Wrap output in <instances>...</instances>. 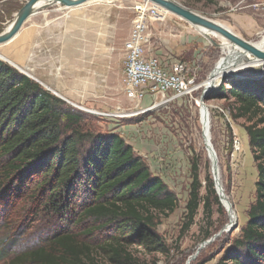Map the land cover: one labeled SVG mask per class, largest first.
I'll use <instances>...</instances> for the list:
<instances>
[{
    "label": "rangeland",
    "instance_id": "obj_1",
    "mask_svg": "<svg viewBox=\"0 0 264 264\" xmlns=\"http://www.w3.org/2000/svg\"><path fill=\"white\" fill-rule=\"evenodd\" d=\"M26 1L0 0V34ZM140 1L103 0L73 9L59 5L41 8L23 24L17 40L0 45L4 56L0 60L92 117L100 133L120 137L177 198L174 212L157 227L166 247L164 253L133 247L128 249L130 260L114 262L95 254L96 264H218L246 225L257 182L246 122L234 119V99L218 96L219 89L225 78H260L263 72L256 75L253 69H245L218 78L204 93L209 74L225 50L214 47L184 20L149 3L158 16L147 20V56L156 58L169 72L175 63H185L202 89L177 99L169 94L164 99L147 96L142 102L129 100L122 85L124 43L132 33ZM170 1L250 43H258L264 35V10L258 6L263 0ZM211 40L217 45L224 42L219 36H211ZM224 87L229 88L228 83ZM198 103L209 112L210 140L221 170L222 190L237 224L231 233H222L200 251L203 242L226 228L229 216L215 189L213 194L207 190L208 183H213L212 163L204 147ZM193 166L201 188L199 206L190 218L186 208ZM17 195L15 189L8 197L0 194V254H9L0 264H8L59 226L28 209L25 195L20 201L15 199Z\"/></svg>",
    "mask_w": 264,
    "mask_h": 264
},
{
    "label": "trees",
    "instance_id": "obj_2",
    "mask_svg": "<svg viewBox=\"0 0 264 264\" xmlns=\"http://www.w3.org/2000/svg\"><path fill=\"white\" fill-rule=\"evenodd\" d=\"M219 90L234 99V119L246 122L257 182L246 225L218 264H264V71L225 78ZM94 122L0 60V194L17 190L16 200L25 195L28 209L59 224L8 264H96L95 254L127 261L133 247L165 252L157 227L176 209V196L129 145ZM192 174L190 218L201 188L196 166ZM207 188L215 192L212 182Z\"/></svg>",
    "mask_w": 264,
    "mask_h": 264
},
{
    "label": "water",
    "instance_id": "obj_3",
    "mask_svg": "<svg viewBox=\"0 0 264 264\" xmlns=\"http://www.w3.org/2000/svg\"><path fill=\"white\" fill-rule=\"evenodd\" d=\"M41 0H28L25 5L20 9L16 14L13 25L9 31L3 32L0 34V45L6 44L11 39L17 35L23 24L31 16L36 14V12L41 8H48L55 5L61 6L62 9H73L81 7L91 0H44L43 6H37ZM147 1L164 11L184 20L192 27L199 30V33L208 40L214 47L226 49L224 57L220 58L216 63L214 69L209 74L208 80H213L214 77L224 78L228 76H235L238 72L245 69H253L256 72V75H259L264 71V51L258 48L255 44L245 41L244 39L239 38L237 35L231 32L227 27L213 22L205 17H202L188 9L181 7L180 5L172 2L170 0H144ZM201 31V32H200ZM204 31V32H203ZM211 36H219L228 44L217 45L211 40ZM213 86L205 88V92H209ZM53 94L59 97L56 93ZM209 120L206 117L202 128V138L204 140V147L209 158L213 159L212 167L216 173L217 171V156L213 149L212 144L210 143V132H209ZM214 189L220 200V203L224 207L222 200L226 201L228 208H224L230 217V214L233 218L229 219V224L223 229L219 234H216L210 240L203 242L198 251L206 247L208 244L213 242L218 238L222 233L227 232L231 233L234 228H236V216L232 209V205L227 200V197L224 195L221 187L216 185L215 180L213 179Z\"/></svg>",
    "mask_w": 264,
    "mask_h": 264
},
{
    "label": "built area",
    "instance_id": "obj_4",
    "mask_svg": "<svg viewBox=\"0 0 264 264\" xmlns=\"http://www.w3.org/2000/svg\"><path fill=\"white\" fill-rule=\"evenodd\" d=\"M258 6L264 10V0ZM135 10L137 18L132 33L124 43L122 85L127 98L133 102H142L147 96H160L164 99L170 94L171 99H177L191 96L202 89L185 63H175L169 72L156 58L147 56V20L150 16L157 17L158 13L147 1H140Z\"/></svg>",
    "mask_w": 264,
    "mask_h": 264
},
{
    "label": "bare ground",
    "instance_id": "obj_5",
    "mask_svg": "<svg viewBox=\"0 0 264 264\" xmlns=\"http://www.w3.org/2000/svg\"><path fill=\"white\" fill-rule=\"evenodd\" d=\"M95 1H103V0H91L89 3H91V2H95ZM115 1H117V0H115ZM144 1V0H143ZM146 2V1H145ZM43 4H44V0H41L39 3H38V5L37 6H39V7H41V6H43ZM38 13V12H37ZM12 25H13V22L9 25V27H7V29L4 31V32H7V31H9L10 30V28L12 27ZM201 32V31H200ZM204 32V31H203ZM18 36H19V33H17V35H15V37L13 38V39H11L9 42H7L6 44H9V43H11L14 39L15 40H17L18 39ZM20 38V37H19ZM223 40V39H222ZM224 42H223V44H228V42L227 41H225V40H223ZM255 45L258 47V48H260V49H262L263 51H264V35H263V37H262V39L258 42V43H255ZM225 52H226V49H225ZM0 58H4V56L3 55H1L0 54ZM218 78L219 77H214L213 78V80L211 79V80H207L206 81V83H205V87H209V86H214V84L216 83V81L218 80ZM198 105L200 106V112H201V123H202V128H203V125H204V122H205V120H206V117H208V120H209V112H208V110H207V107L204 105V104H199L198 103ZM210 143H211V140H210ZM216 154V153H215ZM210 159V161H211V163L213 162V159H211V158H209ZM212 177H213V179L215 180V182H216V185H217V187H218V191H219V187H221L222 188V181H221V170H220V167H219V165H218V160H217V171H216V173H215V171H214V169H213V167H212ZM222 203H223V205H224V208H228V204H227V202L226 201H223L222 200ZM231 218H233L232 217V215L230 214V217H229V219H231Z\"/></svg>",
    "mask_w": 264,
    "mask_h": 264
},
{
    "label": "crops",
    "instance_id": "obj_6",
    "mask_svg": "<svg viewBox=\"0 0 264 264\" xmlns=\"http://www.w3.org/2000/svg\"><path fill=\"white\" fill-rule=\"evenodd\" d=\"M14 41H15V39L12 42H14Z\"/></svg>",
    "mask_w": 264,
    "mask_h": 264
}]
</instances>
